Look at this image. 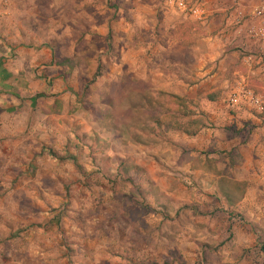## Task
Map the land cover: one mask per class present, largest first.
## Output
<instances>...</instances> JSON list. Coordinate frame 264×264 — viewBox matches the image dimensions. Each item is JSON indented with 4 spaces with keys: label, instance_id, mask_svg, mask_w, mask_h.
Instances as JSON below:
<instances>
[{
    "label": "rangeland",
    "instance_id": "obj_1",
    "mask_svg": "<svg viewBox=\"0 0 264 264\" xmlns=\"http://www.w3.org/2000/svg\"><path fill=\"white\" fill-rule=\"evenodd\" d=\"M1 1L5 30L48 46L73 95L60 139L32 128L33 110L0 113V264H264V111L229 101L241 79L264 99L262 23L248 18L264 0H189L200 19L168 0ZM157 91L191 97L202 130L146 134ZM135 139L160 141L163 170L128 177L117 153ZM180 155L248 186L221 197L217 176L166 169Z\"/></svg>",
    "mask_w": 264,
    "mask_h": 264
},
{
    "label": "crops",
    "instance_id": "obj_2",
    "mask_svg": "<svg viewBox=\"0 0 264 264\" xmlns=\"http://www.w3.org/2000/svg\"><path fill=\"white\" fill-rule=\"evenodd\" d=\"M30 1L31 3H33L35 0ZM10 2L12 3V6H10V8L7 10L8 13L11 12V10L12 12L22 10V4L24 3V6L27 4L25 0H10ZM15 2H21V8L19 7L17 9L15 7ZM4 4L5 3L0 0L1 118L3 119L4 116V120L7 121V118L10 116V114H12V112L17 113V111L19 112L25 108H28L30 109V111L33 110L35 115H37L32 120L33 129L43 131V135H47L50 137L54 136L56 137V139H60L67 134L68 130V119L66 115L68 102L66 100L72 98V89L70 88V86L65 85L61 82V76L59 73L53 74V72H56V64L53 63L52 51L48 46L45 45L41 48H34L25 44H17L19 42H24L23 36L17 34L14 35V37H11V35L9 34L10 32L8 30H5L3 20L7 16L5 15L7 6ZM9 39H12V42H16V44L6 43L5 41H8ZM55 98L61 101L60 108L63 114H55V110L50 105V101H48L50 99L55 100ZM188 98L190 99L191 97L188 96ZM45 107H48V112H42L44 111L43 108ZM4 120L2 121V125L5 126ZM92 128H95V130H97L98 123L97 128ZM49 131L52 133V135ZM159 142L160 141H156L153 144L146 143L147 145H145L144 143H137V146L131 145V151L126 153H117V155L119 156H117L118 158H125V156H130L134 161L133 164H135V167L133 166L125 168L129 178H132L135 175H139V177H142L144 173L148 176L147 171L151 172V170L149 169H152L155 172L157 171V169L160 171L163 170V167H160V165L162 166L163 161L160 160H163L164 154L162 152L163 150H161V147L157 145ZM179 150L181 151L180 154H187L185 153V151H182L181 149ZM174 153L175 152H172L171 154L174 156ZM107 154H109L110 156L111 152H107ZM171 154L168 153L165 158L169 159ZM165 166L167 167L166 169H171V171L179 170L188 171L189 173H192L193 171L197 180H202L201 176L203 174L206 175L207 179L208 177H212V179L214 180L215 176H217L219 179L221 178V176H219L217 172H214V169H216V167L213 166L212 169H207L205 167L206 171H209L205 172L203 168H195L192 164V161H188L187 156L183 157L180 155L177 157L176 161H166ZM136 169H138V173H136ZM179 173L180 172H178L177 175ZM150 175L152 176V174ZM161 175H163V173H161ZM153 178L157 180L155 183L157 186H159L161 183L158 181V179H161L158 176H156V178ZM212 179L209 180L210 182H207L206 184L214 185L212 183ZM168 181H171L170 183H173L172 178L168 179ZM162 192L163 190H161L160 194L163 196H165L164 194H167V192L165 191L163 192L164 194Z\"/></svg>",
    "mask_w": 264,
    "mask_h": 264
},
{
    "label": "trees",
    "instance_id": "obj_3",
    "mask_svg": "<svg viewBox=\"0 0 264 264\" xmlns=\"http://www.w3.org/2000/svg\"><path fill=\"white\" fill-rule=\"evenodd\" d=\"M55 64L58 66L56 62ZM62 74L63 76L67 75V73ZM256 92L259 93L260 90L256 89ZM156 93L155 96L157 97H146L145 99V107L148 105L155 113L150 117L151 126L143 129L146 134L155 137L157 140L166 141L169 132L185 133L188 136H195L202 130L201 126L193 129L192 125H199H197V121L190 119L193 115L192 111L189 110V104L193 102L192 100L188 97L164 91H157ZM209 99L216 101V96H209ZM134 141L139 143L136 139ZM213 163L214 161L209 162V169H212ZM234 164L235 160H232L231 165ZM214 172L221 173V171ZM220 180L219 193L221 197H230V191L232 190L235 192H243L248 186L246 181H238L237 179L228 177H222Z\"/></svg>",
    "mask_w": 264,
    "mask_h": 264
},
{
    "label": "built area",
    "instance_id": "obj_4",
    "mask_svg": "<svg viewBox=\"0 0 264 264\" xmlns=\"http://www.w3.org/2000/svg\"><path fill=\"white\" fill-rule=\"evenodd\" d=\"M168 3L182 12H187L192 18L195 17L200 19L204 13L202 12L203 9L199 7L201 6L199 3L191 4L189 0H168ZM242 15L244 17L248 14H243V12L240 11L239 18L242 17ZM248 18L252 21H261L262 25L252 29V32L254 31L253 33L255 37L260 34L261 36H264V5L253 10L250 15H248ZM249 60H251V58ZM229 101L232 105H236L239 102H245L259 113L264 111L263 97L257 94L253 89L249 88L244 79L236 81L235 86L232 88Z\"/></svg>",
    "mask_w": 264,
    "mask_h": 264
}]
</instances>
